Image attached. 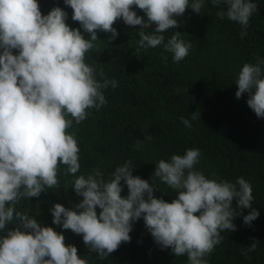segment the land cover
Returning <instances> with one entry per match:
<instances>
[{
  "label": "clouds",
  "instance_id": "obj_1",
  "mask_svg": "<svg viewBox=\"0 0 264 264\" xmlns=\"http://www.w3.org/2000/svg\"><path fill=\"white\" fill-rule=\"evenodd\" d=\"M204 2L63 0L72 9L71 19L79 22L73 27L66 22L69 13L59 5L42 14L38 0H0V264H88L74 244L64 243L62 232L15 210V205L22 197L58 187V165H65L67 173L80 169L75 132L67 130L86 119L90 109L107 103L105 88L117 86L116 78L102 71L98 79L95 65L85 60L97 32H109L108 40H113L119 35L113 26L117 18L128 25L154 22L151 30L138 29V50L160 45L178 62L188 55L191 41L178 30L165 40L164 32L177 28L176 17L186 8L199 13ZM209 2L226 5L217 16L238 22L240 35L246 34L255 0ZM234 83L235 96L248 93L247 105L264 117V58L244 62ZM190 115L197 118L196 112ZM180 119L191 127L188 118ZM199 158L200 149L191 147L154 164L151 176L175 190L171 201L154 195L159 188L150 182L151 176L133 175L130 160L116 165L107 178L99 168L75 175L71 188L81 199L71 207L54 202L49 209L52 225L82 234L87 248L104 258L131 239L133 222L142 218L160 248L186 255L187 264H209L206 257L223 240L220 231L234 230V218L243 209H250L242 216L245 224H251L259 211L251 203L248 180L205 175L196 167ZM124 185L127 193L121 195ZM9 224L13 226L6 228ZM257 243L253 238L242 254L247 256Z\"/></svg>",
  "mask_w": 264,
  "mask_h": 264
},
{
  "label": "trees",
  "instance_id": "obj_2",
  "mask_svg": "<svg viewBox=\"0 0 264 264\" xmlns=\"http://www.w3.org/2000/svg\"><path fill=\"white\" fill-rule=\"evenodd\" d=\"M38 2L70 8L63 0ZM255 2L264 13V0ZM225 7L205 0L199 13L188 7L176 17L178 26L165 30V40L178 30L191 41L188 55L178 62L160 45L138 50L141 27L128 25L120 21L122 18L114 21L119 33L115 39L108 40L111 33L98 31L95 46L85 54V60L95 65L98 79L103 78L99 75L102 71L105 77L116 78L117 86L105 88L107 103L90 109L86 119L67 130L75 132L80 169L67 173L65 165H58V187H46L39 196L22 197L15 210L26 211L38 222L62 232L64 243L74 244L88 264H187L186 255L175 256L170 247L162 249L154 242L142 218L133 222L129 241H122L112 253L100 258L87 248L82 234L52 225L49 209L54 202L71 207L81 199L71 188L75 175L99 168L107 178L116 165L130 160L133 175L148 179L159 159L196 147L200 149L196 167L205 175L215 174L233 182L243 176L252 185L251 203L259 211L251 224H245L242 216L250 209H243L234 218V230L220 231L223 240L206 257L209 264H264V117H257L247 105L248 93L235 96L234 83L244 62L264 58V18L256 8L246 34L241 36L238 22L217 16ZM40 8L42 14L50 9ZM67 12L66 22L79 27ZM137 13L143 16L142 10L137 9ZM192 112H196V119H191ZM181 116L190 120L191 127L183 124ZM138 141L140 148L136 147ZM150 182L162 191L155 189L154 195L168 201L175 197V190L154 175ZM126 193L124 185L121 195ZM253 238L257 247L243 255L242 250Z\"/></svg>",
  "mask_w": 264,
  "mask_h": 264
},
{
  "label": "water",
  "instance_id": "obj_3",
  "mask_svg": "<svg viewBox=\"0 0 264 264\" xmlns=\"http://www.w3.org/2000/svg\"><path fill=\"white\" fill-rule=\"evenodd\" d=\"M39 5H41V6H46V7H49V8H52L53 6H56V5H48V4H45V3H42V2H39ZM60 7H62V6H60ZM62 8H64L66 11H70V12H72V9H71V8H68V7H62ZM256 8L258 9V11L262 14V16H263V18H264V13H263V11L260 9V7H258V5H256ZM117 21H119V20L117 19ZM120 21L124 22L123 20H120ZM124 23H125V22H124ZM131 26L148 28V27H154V26H155V23H152V24L147 25V26H141V25H131Z\"/></svg>",
  "mask_w": 264,
  "mask_h": 264
}]
</instances>
